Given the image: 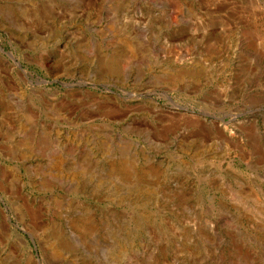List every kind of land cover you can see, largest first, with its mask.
I'll return each mask as SVG.
<instances>
[{"label":"rangeland","instance_id":"rangeland-1","mask_svg":"<svg viewBox=\"0 0 264 264\" xmlns=\"http://www.w3.org/2000/svg\"><path fill=\"white\" fill-rule=\"evenodd\" d=\"M0 264H264V0H0Z\"/></svg>","mask_w":264,"mask_h":264},{"label":"water","instance_id":"water-1","mask_svg":"<svg viewBox=\"0 0 264 264\" xmlns=\"http://www.w3.org/2000/svg\"><path fill=\"white\" fill-rule=\"evenodd\" d=\"M5 54H7L8 56H10L11 57V54L10 53H8V52H5ZM14 60V59H13ZM15 61V60H14ZM15 63H16V65L18 66V67H20L21 68V65L18 63V62H16L15 61ZM23 70V69H22ZM24 72H25V70H23Z\"/></svg>","mask_w":264,"mask_h":264}]
</instances>
